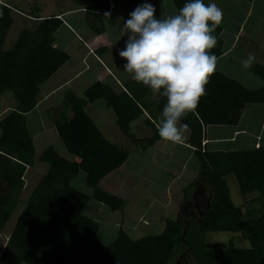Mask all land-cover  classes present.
Returning a JSON list of instances; mask_svg holds the SVG:
<instances>
[{"label":"trees","instance_id":"obj_1","mask_svg":"<svg viewBox=\"0 0 264 264\" xmlns=\"http://www.w3.org/2000/svg\"><path fill=\"white\" fill-rule=\"evenodd\" d=\"M72 1L87 7L94 31L101 34L102 17L110 9L109 2ZM172 1L176 13L187 2ZM11 12L9 7L1 6L0 96L11 93L15 106L0 120V183L6 189L0 192V241L14 212L22 209L0 255V264H175L186 252H193L199 264H264V147L223 152L210 151L204 144L208 127L237 126L248 105L264 104V86L248 89L215 71L197 108L180 121L188 125L191 133L189 145L200 164L198 179L205 180L213 190L211 208L203 218L191 215L186 199L178 217L166 220L161 234L134 240L120 229L110 244H103L99 239L100 222L86 215L84 207L92 198L114 213L125 208L122 198L102 190L99 184L121 168L129 154L101 133L85 107L103 99L114 110L119 129L132 142L149 147L161 140L157 126L166 98L159 93L154 101H146L156 93L132 77L120 93L97 82L85 91L84 98L71 94L54 123L61 143L77 160L60 155L54 146L44 149L39 161L48 169L23 201L25 175L33 167L36 155L34 140L25 125L26 114L35 110L40 86L69 56L54 46L55 33L63 25L57 17L37 20L34 29L22 30L12 49H5L14 24ZM221 32L219 25L213 33L217 44L210 50L217 59L223 55ZM102 50L106 52L107 48ZM252 71L264 81V65H254ZM69 111L72 117L68 116ZM142 117L153 130L149 139H137L131 132V124ZM80 173L92 189L91 195L73 185ZM230 175L236 178L243 196L259 194L260 208L246 214L232 201L227 183ZM221 232L246 234L250 247L204 249L201 235Z\"/></svg>","mask_w":264,"mask_h":264},{"label":"crops","instance_id":"obj_2","mask_svg":"<svg viewBox=\"0 0 264 264\" xmlns=\"http://www.w3.org/2000/svg\"><path fill=\"white\" fill-rule=\"evenodd\" d=\"M35 1L37 2V0H22V6L25 7V10H21L9 1L0 0V9L1 6L9 7L12 11L14 23L16 20L15 15H17L19 19H24L23 25L29 24L26 20L37 22V20L41 21L51 17L59 18L63 25L55 33L54 46L66 52L69 60L48 81L40 86L37 106L34 111L26 114L25 125L34 140L36 149L34 165L25 175L30 185L35 184V182L31 183L33 174L42 176L48 169L47 165L44 167L45 164L41 163L40 165L39 161L41 152L51 146L46 145L48 139L53 138L55 140L57 136L61 142L54 121L60 113L66 98L71 94L84 98L85 91L97 82L106 84L117 93H120L124 90L126 83L131 80V74L124 69L127 61L123 62L119 55V52L125 48L128 39V34L123 35L122 28L124 22L131 18L130 13L137 6L147 2L153 4L156 8L155 15L158 19L162 16L176 14V8L172 0H107L110 4L107 13H110V16L103 15L104 30L101 34H97L93 29L94 21L90 18L87 7H81L72 0H40L41 3H35ZM230 1H233V8L231 9H228L223 2L218 4V1H214L223 12V20L220 26L222 28L221 38L224 42L223 55L217 59L216 72L224 73L243 83V78L244 80L247 78L252 79L255 76L252 71L254 65H264V18L256 19L254 25L247 29L246 19L256 14L261 0H252L251 2L242 0L247 4L239 0ZM15 2L19 3V0ZM58 7L60 8L57 9ZM237 14H241V17L238 18ZM258 34L260 35L258 36ZM7 42L8 35L5 48ZM104 48H107L106 52H103L102 49ZM249 53L255 56V62L250 68L244 69L242 61L247 59ZM64 93L66 94L65 99H59ZM158 94L148 96L145 100L154 101ZM0 99V119H3L14 110L15 101L14 98L9 101L5 95L0 96ZM39 109L43 111V118L37 126L31 115L38 112ZM85 111L109 141L123 148L129 154L127 162L121 168L107 175L99 184L102 190L125 201L127 210L122 212L121 216L123 218L116 223L123 225L121 229L129 236L138 228L139 221L142 219L146 223L145 226L155 223L154 220L148 218L150 209L159 206L160 212L157 213L156 222L161 225L164 224V229L167 219L175 220L178 217L180 206L184 200L188 199V206L192 208L194 205V203H191L193 195L195 196L198 192L201 193V190L203 192L209 191L210 186L206 184L205 180L198 179L200 164L195 156L194 148L189 145L191 134L189 129L185 133L186 139L181 143H172L161 139L156 141L154 145L147 147L144 144L132 142L119 129L114 110L109 108L103 99L88 103ZM248 111H251V116H255V120H259L253 121L252 129L248 126L245 127L248 124ZM263 113L264 104L248 105L241 122L237 126L208 127L204 144L210 151L223 152L259 147L256 145V139H258V135L264 133ZM68 116L72 117L71 111H69ZM145 119L146 117H142L131 124V130L136 129L141 133L150 129L148 133H144L142 136H135L137 139H149L153 136V130L146 124ZM37 144L43 146L39 152ZM62 146L64 147L63 144ZM64 157L71 161L77 160L73 156H69L68 152L67 156ZM138 167H140V172L137 169ZM189 167H191V177L186 172ZM141 174L144 175L143 178H146L141 186L142 193L150 202L145 209L134 215L135 217L139 216L138 223L130 224L128 218H124L129 210V204L123 193H125L124 189L129 186L140 193V186L135 185L134 180L131 183V177ZM151 175H153L152 179H150ZM158 178L159 188H156ZM197 183L201 185L198 186ZM81 192L87 194L85 191ZM28 193V190L24 192L23 196L25 198L22 199L23 201H25ZM91 193H88V195H91ZM147 193L154 194V197L158 198L147 197ZM102 207L108 208L91 198L84 207V211L88 210L92 215L94 212L102 211ZM91 209L92 212L89 211ZM112 213L118 214L119 212ZM191 214L195 213L191 211ZM109 231V229H100L99 239L102 243L107 242L106 239H110V236L107 235Z\"/></svg>","mask_w":264,"mask_h":264},{"label":"clouds","instance_id":"obj_3","mask_svg":"<svg viewBox=\"0 0 264 264\" xmlns=\"http://www.w3.org/2000/svg\"><path fill=\"white\" fill-rule=\"evenodd\" d=\"M156 8L143 3L124 22L126 46L119 52L127 63L132 79L166 98L157 131L164 141L181 143L188 125L181 119L195 110L206 85L217 68V57L210 50L217 44L213 35L223 20L222 10L204 0H187L174 15L156 18ZM110 16V13H105ZM255 56L249 53L242 61L250 68ZM264 81H257V87Z\"/></svg>","mask_w":264,"mask_h":264},{"label":"rangeland","instance_id":"obj_4","mask_svg":"<svg viewBox=\"0 0 264 264\" xmlns=\"http://www.w3.org/2000/svg\"><path fill=\"white\" fill-rule=\"evenodd\" d=\"M6 1H9L12 5L18 7L21 10H25V7L22 6L23 5L22 0H19V3L15 2L17 0H6ZM204 1H206L208 3H214V1H218L217 2L218 4L223 2V3H225V5H227L226 7L228 9L233 8V1L231 2L230 0H204ZM239 1H242V0H239ZM261 1H260V6H258V8L256 10V14L253 17L249 16L246 19V23H248L247 29L250 28V26L254 25V22H256L255 21L256 19H259V18L263 19L264 18V0H261ZM242 2L244 4H247L245 1H242ZM35 3H41V2H40V0H37V2L35 1ZM59 8L60 7H58L57 9H59ZM15 17H16L15 23L11 27L9 34H8V42H7V46L5 48L7 50L13 48L14 43L16 42L18 36L20 35V33L23 29H34L36 24H37L36 22H33L31 20L30 21L26 20V22H28L29 24L23 25L24 19H19V17L17 15H15ZM237 17L240 18L241 14H237ZM259 35L260 34H258V36ZM258 80L263 81L259 76H253L252 79L247 78L244 80V78H243V83L248 89L254 90V89H258V88L262 87V86L257 87V81ZM5 96L8 97L9 101L13 100V96L11 93L6 94ZM65 96H66V94L64 93V95H61L59 97V99H62V98L65 99ZM37 101H38V99H37ZM0 103H1V99H0ZM31 118L33 119V121H35L37 123V126H38V124L40 123L39 121L43 118V111L41 109H39L38 112H35L33 115H31ZM247 120H248V124L245 125V127L248 126L251 129L253 128V124H252L253 121H259V120H255V116H251V111H248V113H247ZM246 123H247V121H246ZM149 131H150V129H147L146 131H143V133H141L139 130H136V129L131 130L132 134L134 136H137V137L142 136V135H144V133H148ZM256 142H257V144H256L257 146L264 147V133L262 135H258V139H256ZM46 145L47 146H49V145L54 146L60 154L67 156V151L64 149V147L62 146V143L58 140L57 136H56L55 140L53 138H49ZM41 147L43 148V146H41L40 144H37L38 152H39V150H41ZM41 163L42 162H40V165H41ZM45 166L46 165H44V167ZM137 169H139L138 171L140 172V167H138ZM186 172L190 175L192 173L191 167H189V169L186 170ZM143 176L144 175L141 174L139 176L131 177V179H132L131 183L134 180V184L140 186V189H139L140 193H137L136 192L137 190L134 191L131 188V186L126 187L124 189L125 193H123V195H125L127 203L129 204V206H128L129 210L124 215V218L125 219L128 218V220L130 221V224L131 223H138L139 216L135 217L134 215L138 214L139 212H141V210L145 209V207H147L149 205V202H150L148 199L145 198V194L142 193L143 189L141 186H142L143 181L146 179V178H143ZM41 177L42 176L40 174H33L32 175L31 183L35 182V184L30 185L27 182V187H26L25 191L28 190V192H29L28 195H30V193L34 190L36 185L40 182ZM190 177H191V175H190ZM152 178H153V175L150 176V179H152ZM72 183L76 188L80 189L81 191H85L87 194L92 192V189L90 187H88L84 182V174L83 173H80L77 177H75L73 179ZM157 183H158V186H156V188L157 187L159 188V178L157 179ZM199 183H200V181H199ZM199 183H197L198 186L201 185ZM227 183H228V187L230 190L232 201L236 205L241 206L243 208L244 213L248 214L250 211H255L256 209H258L262 206V201L260 199L259 194L254 193V194L247 195V196H243L241 194L237 180L233 175H230L228 177ZM206 184H208V183H206ZM0 185H3V184L0 183ZM208 186H209V184H208ZM0 192H2V193L6 192L4 185L0 186ZM147 194H148L147 197L148 196L154 197V194H151V193H147ZM212 195H213V190L211 187H210L209 191L207 190L206 192H203V190H201V193L198 192V193H196L195 196L193 195V198L191 199V203H194V205L192 206L191 210L195 214H191V215L195 216V218H197V219L203 218L204 214L210 209V205H211L212 198H213ZM157 196H159V195H157ZM22 198H25V197L22 196ZM154 198H158V197H154ZM21 209L22 208H17V210L14 212L12 218L8 222L7 228L1 234L0 255H1L4 247L6 246V244L8 242L10 233L12 231L13 226L15 225V222H16L18 216L20 215ZM86 209H88V208H86ZM126 210L127 209L124 208L122 211H119L118 214H113L110 209L102 207V211L94 212L92 215H91V213L88 212V210H85V213L89 217L96 219L100 222L101 230L102 229H109L110 230L107 234L110 236V239H106L107 242H103V243L107 244V243H110L111 241H113L114 237H117L118 231L121 228H123V225L117 224L116 222L119 219L123 218V216H121V214H122V212H124ZM89 211L92 212L93 210L91 209ZM158 212H160L159 206L154 207L153 209H150L148 218H151L152 220H154L155 223H152L150 226L149 225L145 226L146 223L142 219L141 221H139L138 228L135 229V231L131 233L130 237L134 240H137V239H140L142 237L149 236V235L161 234L164 231V229H163L164 224L161 225V224L156 222ZM115 213H117V212H115ZM158 218H159V216H158ZM129 231H130V227H129ZM201 237H202V243H203L204 249H228V248H230L231 245H233L236 248H249L250 247L249 239H248L247 235L244 233H239V234H231V233H224V232L206 233V234H202ZM195 249H197V248H195ZM185 259H186L185 260L186 264H189L191 262L194 264H199L196 261V259L194 258L193 252H187Z\"/></svg>","mask_w":264,"mask_h":264},{"label":"water","instance_id":"obj_5","mask_svg":"<svg viewBox=\"0 0 264 264\" xmlns=\"http://www.w3.org/2000/svg\"><path fill=\"white\" fill-rule=\"evenodd\" d=\"M210 208H211V205H210ZM187 252L184 253L182 256H180V258L177 260V262L175 264H184L185 263V256H186ZM189 264H194V263H189Z\"/></svg>","mask_w":264,"mask_h":264},{"label":"flooded vegetation","instance_id":"obj_6","mask_svg":"<svg viewBox=\"0 0 264 264\" xmlns=\"http://www.w3.org/2000/svg\"><path fill=\"white\" fill-rule=\"evenodd\" d=\"M184 264H186V263H184Z\"/></svg>","mask_w":264,"mask_h":264}]
</instances>
